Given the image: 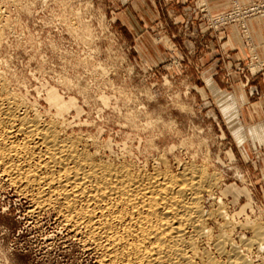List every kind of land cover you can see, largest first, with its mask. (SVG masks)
I'll list each match as a JSON object with an SVG mask.
<instances>
[{
	"label": "rangeland",
	"instance_id": "1",
	"mask_svg": "<svg viewBox=\"0 0 264 264\" xmlns=\"http://www.w3.org/2000/svg\"><path fill=\"white\" fill-rule=\"evenodd\" d=\"M190 5V25L204 40L227 26L211 28L203 11L226 10L214 12L201 0ZM146 8L141 0H0V72L32 107L71 121L69 134L91 137V150L105 159L206 165L219 185L205 205L219 201L235 216L237 241L251 237L244 224H264L263 174L235 142L229 104L210 92L207 66L193 63L190 33L180 35L171 23L145 25ZM249 57L222 80L232 85L234 72L247 79L264 71L253 72ZM29 205L0 187V264H97L54 214L35 220Z\"/></svg>",
	"mask_w": 264,
	"mask_h": 264
},
{
	"label": "bare ground",
	"instance_id": "2",
	"mask_svg": "<svg viewBox=\"0 0 264 264\" xmlns=\"http://www.w3.org/2000/svg\"><path fill=\"white\" fill-rule=\"evenodd\" d=\"M247 19L236 23L250 40ZM249 59L253 72L264 62L256 53ZM3 76L0 187L29 200L27 215L54 214L97 264H264V224L250 220L251 237L237 241L235 216L219 201L205 205L219 185L206 165L105 159L91 137L69 134L71 121L41 113Z\"/></svg>",
	"mask_w": 264,
	"mask_h": 264
},
{
	"label": "crops",
	"instance_id": "3",
	"mask_svg": "<svg viewBox=\"0 0 264 264\" xmlns=\"http://www.w3.org/2000/svg\"><path fill=\"white\" fill-rule=\"evenodd\" d=\"M194 1L196 0H141L142 4L148 5L141 20L145 25L156 24L159 29L171 23L174 24L172 28L180 29V35L182 31L184 34L190 33V45L186 46L193 50L192 61L197 66L200 64L207 66L211 74L208 79L211 81L210 92L225 98L222 106L224 103L229 104L227 120L229 127L232 128L231 133L235 142L244 144L246 152L253 154L256 159L253 166L255 171L259 169V174H263L264 188V71L255 76H247V79L234 72L232 85L222 80L223 73L241 65L248 59L250 51L253 53L256 50L258 55L264 58V18L253 16L248 19L251 43L246 42L240 26L236 24L227 25L221 32L204 40L197 33V27L190 25L193 11H189V6ZM201 1L214 12L227 10L232 5L231 0ZM239 1L247 5L257 0ZM188 27L189 31L186 30Z\"/></svg>",
	"mask_w": 264,
	"mask_h": 264
},
{
	"label": "built area",
	"instance_id": "4",
	"mask_svg": "<svg viewBox=\"0 0 264 264\" xmlns=\"http://www.w3.org/2000/svg\"><path fill=\"white\" fill-rule=\"evenodd\" d=\"M233 6L226 11L221 13H210L211 11L207 8L203 11H207L205 17H207L211 28L221 29L222 27L236 22H242L243 19L253 17L254 15H264V0H258L250 5H242L238 0H232ZM243 32H246L244 25H241ZM248 36V35H247ZM253 63V62H251ZM260 68H264V62L261 63ZM259 67V65H257Z\"/></svg>",
	"mask_w": 264,
	"mask_h": 264
}]
</instances>
